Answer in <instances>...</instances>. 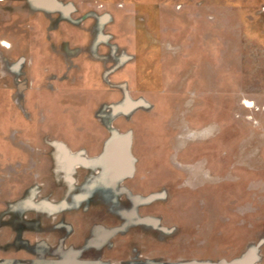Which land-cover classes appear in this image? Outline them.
Here are the masks:
<instances>
[{
    "label": "rangeland",
    "instance_id": "rangeland-1",
    "mask_svg": "<svg viewBox=\"0 0 264 264\" xmlns=\"http://www.w3.org/2000/svg\"><path fill=\"white\" fill-rule=\"evenodd\" d=\"M0 264H264V0H0Z\"/></svg>",
    "mask_w": 264,
    "mask_h": 264
}]
</instances>
